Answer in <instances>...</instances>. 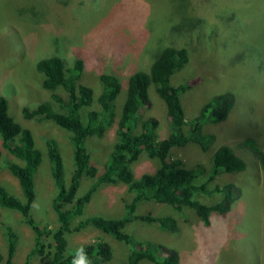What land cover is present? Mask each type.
<instances>
[{
	"label": "rangeland",
	"instance_id": "1",
	"mask_svg": "<svg viewBox=\"0 0 264 264\" xmlns=\"http://www.w3.org/2000/svg\"><path fill=\"white\" fill-rule=\"evenodd\" d=\"M164 45L183 46L188 52L185 66L171 76L173 85L188 84L180 95L187 121L184 129L190 127L199 107L212 95L227 92L233 98L224 119L201 126L203 133L213 135L206 149L187 142L173 148L170 156L180 159L185 167H202L195 180L197 185L205 182L211 190L230 184L239 194L225 212H211L207 225L190 208L178 213L167 204L139 202L134 214H170L177 221L176 230L167 232L139 220H131L123 230L135 240L175 249L179 264H264V170L257 155L241 143L245 137H252L258 149H264V0H0V95L7 100L8 114L30 130L42 154L34 172L36 197L31 214L45 228L53 229L57 224L49 203L54 189L45 139L53 138L57 143L65 184L72 165L68 133L51 121L25 118L20 112L22 107L30 109L42 101H51L49 92L40 86L41 75L34 68L35 61L52 54L60 55L67 64L71 58L82 59L80 80L90 86L94 97L100 91L98 74L107 70L117 73V116L128 74L147 68L150 54ZM152 88L148 86V102L139 114L142 118H156V134L164 137L168 134L167 118ZM114 131L115 121L101 136L85 140L91 163L101 170L114 141ZM220 144L229 145L244 161L245 168L208 180L210 156ZM0 153V188L20 197L17 180L3 164L15 159L4 150ZM157 164L156 159L142 152L130 168L136 178L153 172ZM92 181L81 177L75 196L82 195ZM222 193L198 191L193 196L201 203L212 204ZM131 197L120 181L97 184L71 226L90 215L118 218ZM4 226L17 234L13 263L23 264L32 249V232L19 213L0 206L3 254ZM65 237L67 247L92 241L106 243L107 252L96 264H120L128 252L127 245L88 224ZM42 239L48 241V237ZM43 257L40 260L31 255L28 264H44L46 256ZM138 264L153 263L141 260Z\"/></svg>",
	"mask_w": 264,
	"mask_h": 264
},
{
	"label": "trees",
	"instance_id": "2",
	"mask_svg": "<svg viewBox=\"0 0 264 264\" xmlns=\"http://www.w3.org/2000/svg\"><path fill=\"white\" fill-rule=\"evenodd\" d=\"M150 63L145 69H135L126 78L125 94L116 116L115 100L120 91V77L112 70L100 72V91L94 97L89 85L81 82L82 59L71 58L66 63L60 55L52 54L37 59L35 70L41 75L40 86L49 92V101H42L33 108L22 107L25 118H40L51 121L68 133L71 145V166L68 182L63 181L62 157L53 138L44 141L49 163V175L53 186L50 207L54 212L56 226L53 229L40 226L32 212L36 197L34 172L41 162V151L35 145L28 128L20 126L7 112V100L0 95V151L8 152L15 161L3 162L7 171L17 180L20 197L0 188V206L15 210L22 222L32 232V249L28 257L36 255L44 264H96L107 252L104 242H89L67 247L65 234L73 233L88 224L110 235L114 240L127 245L128 252L120 264H138L147 260L153 264H179V254L151 241L135 240L123 229L131 220L154 224L159 229L173 232L177 228L176 219L170 214H134L139 202L167 204L175 212L190 208L203 225L209 223L211 212H225L233 198L239 194L230 184L216 186L209 190L206 183L199 185L195 180L202 173L201 166L185 167L178 158L170 156V151L187 142L206 149L212 143L213 135L203 133L204 123L221 121L233 104L227 92L212 95L198 109L191 119L189 128L184 129V117L180 95L188 88L185 82L171 84L172 74L185 66L188 61L187 49L183 46L164 45L150 54ZM152 85L161 100L168 125V134L158 137V121L154 117L142 118L139 109L148 102L147 88ZM95 102L96 106L93 107ZM55 105L54 107L52 106ZM116 118V120H115ZM115 121V138L101 168L94 166L84 145L89 137H99ZM252 137H245L241 143L253 151L264 170V149L259 150ZM156 159L157 167L151 173H141L134 177L130 165L141 153ZM1 158V153H0ZM245 168L244 161L227 144L218 145L210 156L208 180L217 174L238 172ZM93 179L82 195L75 196L81 177ZM120 181L132 193L131 199L123 205L124 214L118 218L90 215L71 226L73 218L80 216L97 184ZM198 191L222 193L212 204H204L193 195ZM230 191L232 195L228 192ZM75 223V222H74ZM5 253H0V264H14L17 234L4 226ZM42 236L48 237L44 242Z\"/></svg>",
	"mask_w": 264,
	"mask_h": 264
},
{
	"label": "clouds",
	"instance_id": "3",
	"mask_svg": "<svg viewBox=\"0 0 264 264\" xmlns=\"http://www.w3.org/2000/svg\"><path fill=\"white\" fill-rule=\"evenodd\" d=\"M81 264H83V262L81 261Z\"/></svg>",
	"mask_w": 264,
	"mask_h": 264
}]
</instances>
